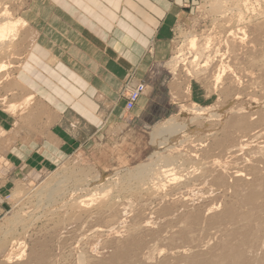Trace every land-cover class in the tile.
<instances>
[{
	"label": "rangeland",
	"instance_id": "obj_1",
	"mask_svg": "<svg viewBox=\"0 0 264 264\" xmlns=\"http://www.w3.org/2000/svg\"><path fill=\"white\" fill-rule=\"evenodd\" d=\"M28 4L7 2L21 17ZM192 35L218 50L208 71L189 62ZM32 41L24 28L16 56ZM172 45L150 113L136 108L146 91L132 109L135 85L125 92L134 121L126 165L104 168L73 151L37 173L8 167L5 129L30 118L36 100L8 109L26 92L9 90L23 59L0 79V264H264V0H191ZM221 54L230 68L217 80ZM172 117L181 130L156 137ZM164 168L179 178L160 176Z\"/></svg>",
	"mask_w": 264,
	"mask_h": 264
},
{
	"label": "crops",
	"instance_id": "obj_2",
	"mask_svg": "<svg viewBox=\"0 0 264 264\" xmlns=\"http://www.w3.org/2000/svg\"><path fill=\"white\" fill-rule=\"evenodd\" d=\"M190 2L28 0L23 17L33 41L15 79L26 90L21 99L36 101L30 118L15 117L5 129L8 167L37 173L73 151L91 153L104 168L129 164L134 121L125 92L146 83L136 108L150 113L149 95L165 81L173 30Z\"/></svg>",
	"mask_w": 264,
	"mask_h": 264
},
{
	"label": "bare ground",
	"instance_id": "obj_3",
	"mask_svg": "<svg viewBox=\"0 0 264 264\" xmlns=\"http://www.w3.org/2000/svg\"><path fill=\"white\" fill-rule=\"evenodd\" d=\"M8 1L9 0H0V79L9 72L10 68H15V62H17V60L23 58V56L21 57L20 55L16 56L17 53H15V47L18 44V39L21 31L24 28L29 27V24L25 18L14 14V12L7 5ZM212 44L213 43L210 37H206L203 44L201 43L200 38H198L196 35L188 37L187 46L189 49L195 51L192 55L193 58L190 59L189 62L191 66H194L193 70L196 73L208 71L209 65L213 63V56L218 52V50L213 49ZM224 56V54H221V69L218 74H215L217 80H220L222 78L221 72H225L230 68V64L224 61ZM202 61L205 62L203 65H201ZM178 63L179 61L177 59L171 61V65L173 66V68H177L179 66ZM18 86H20V83L16 79H13L11 85L9 86V90L14 91ZM32 101L33 96L26 95L22 99V102L18 103L16 101H10V103H8V109L13 113H17L19 109H22L25 106L28 107L32 103ZM179 128L180 126L177 124L176 118L172 117L158 124L155 128L154 134L156 137H162L167 133L172 134L179 132L181 130ZM144 172L145 169H140L137 172V175L141 176L144 174ZM161 172L162 173L160 176L167 177L169 175H172L173 180H177L179 178L174 172L173 168H164L161 170ZM11 258V255H8L7 260L11 261Z\"/></svg>",
	"mask_w": 264,
	"mask_h": 264
},
{
	"label": "built area",
	"instance_id": "obj_4",
	"mask_svg": "<svg viewBox=\"0 0 264 264\" xmlns=\"http://www.w3.org/2000/svg\"><path fill=\"white\" fill-rule=\"evenodd\" d=\"M146 91V86L144 83H138L134 87H131L128 91L126 107L132 109L135 103L139 99L140 95Z\"/></svg>",
	"mask_w": 264,
	"mask_h": 264
}]
</instances>
